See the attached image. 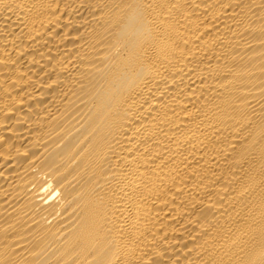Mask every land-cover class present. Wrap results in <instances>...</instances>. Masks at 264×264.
<instances>
[{
  "label": "bare ground",
  "instance_id": "obj_1",
  "mask_svg": "<svg viewBox=\"0 0 264 264\" xmlns=\"http://www.w3.org/2000/svg\"><path fill=\"white\" fill-rule=\"evenodd\" d=\"M0 264H264V0H0Z\"/></svg>",
  "mask_w": 264,
  "mask_h": 264
}]
</instances>
